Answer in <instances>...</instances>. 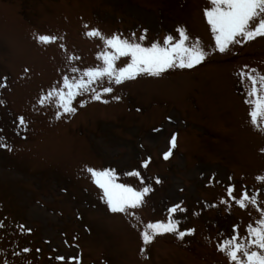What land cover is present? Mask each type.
<instances>
[{
	"label": "rangeland",
	"instance_id": "obj_1",
	"mask_svg": "<svg viewBox=\"0 0 264 264\" xmlns=\"http://www.w3.org/2000/svg\"><path fill=\"white\" fill-rule=\"evenodd\" d=\"M211 7L0 0V264H237L221 250L225 242L251 245L249 227L264 220V118L260 128L252 123L251 81L238 75L264 74V36L238 37L219 52ZM97 29L102 37L87 35ZM180 29L208 53L201 64L120 84L104 77L73 99L75 112H64L56 93L69 91L65 78L87 80L88 69L104 67L101 53L115 52L106 38L164 46L169 35L179 42ZM130 62L121 57L116 66ZM89 168L148 187L143 205L113 212ZM245 192L252 202L241 207ZM169 221L188 234L144 243L148 224Z\"/></svg>",
	"mask_w": 264,
	"mask_h": 264
},
{
	"label": "snow or ice",
	"instance_id": "obj_2",
	"mask_svg": "<svg viewBox=\"0 0 264 264\" xmlns=\"http://www.w3.org/2000/svg\"><path fill=\"white\" fill-rule=\"evenodd\" d=\"M210 3L212 7L206 10V16L212 26V31L215 33L216 46L219 52L225 53L230 45L240 43L241 41L237 39L238 37L252 40L257 36H264V0H210ZM179 32L181 38L178 43L173 44L174 38L169 35L164 46L159 42H153L151 46L146 47L139 42L121 38L119 35L106 38V44L114 49L115 52L101 53L100 59L103 60L104 67L88 69L85 73L87 80L81 77L79 82L70 83L65 78L64 88L69 91L65 93L61 90L56 93L64 112H75L76 109L71 106L73 99L81 94V90L89 91L90 85L94 81L104 77H108L114 83L120 84L125 80L136 78L141 73L160 75L166 69L173 68L177 64L180 68H193L201 64L208 56V53L198 43L187 44L186 42L189 41L190 37L184 29H180ZM87 35L102 37L98 29L87 33ZM142 39H146V35ZM40 40L50 43L54 38L41 36ZM121 57H130L131 62L124 67L118 68L116 61ZM256 71V69H252L249 73L242 71L238 75L251 81L252 87L248 91V95L252 97L250 101V117L252 123L260 128L259 120L264 118V95L261 94V89L257 88L256 85H264V74L253 75ZM104 91L110 93L113 89L105 87ZM95 98L99 100L101 97L97 94ZM20 123L24 124L23 117L20 118ZM171 145L173 148L176 146L175 137L171 139ZM170 155L171 151L165 153V159ZM144 166L147 167V164ZM88 171L95 177L97 185L103 189L113 212L125 213L130 208L135 209L138 206H142L145 194L150 191L148 187L143 188L142 191H137L131 186L117 183L115 174L111 169L98 171L89 168ZM129 175L139 176L140 173L133 172L129 173ZM259 179L264 181V176L259 177ZM234 190V186L230 188L229 195H232ZM238 202L241 207H246V202L252 201L245 192L243 199ZM171 211L174 213L176 208L171 209ZM257 223L259 224L258 227L250 226L248 229L252 237L251 245H241L239 242L229 240L225 242V246L221 249L237 264H264V251L249 250L251 246L264 250V220H260ZM0 227H3V225H0ZM149 229L151 232L148 231ZM167 232L177 233L178 225L171 221L168 223H150L143 232L144 243L148 244L156 235ZM187 234L178 232L181 239ZM236 239L238 240L239 237L237 236ZM25 251H30V249H25ZM58 259L64 260V256L61 255ZM71 259L76 260L77 257L73 256Z\"/></svg>",
	"mask_w": 264,
	"mask_h": 264
}]
</instances>
